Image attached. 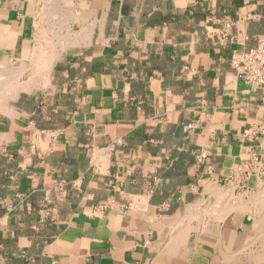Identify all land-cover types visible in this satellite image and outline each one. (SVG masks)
Returning a JSON list of instances; mask_svg holds the SVG:
<instances>
[{"label":"crops","instance_id":"0c3cea01","mask_svg":"<svg viewBox=\"0 0 264 264\" xmlns=\"http://www.w3.org/2000/svg\"><path fill=\"white\" fill-rule=\"evenodd\" d=\"M263 37L264 0H0L30 85L0 111V264H264V100L230 65Z\"/></svg>","mask_w":264,"mask_h":264},{"label":"built area","instance_id":"2783aa9c","mask_svg":"<svg viewBox=\"0 0 264 264\" xmlns=\"http://www.w3.org/2000/svg\"><path fill=\"white\" fill-rule=\"evenodd\" d=\"M230 29L231 22L224 21L220 37L222 39L227 37V31ZM230 65L244 84L261 89L264 100V37L256 47L246 52L233 54ZM187 129L191 130L192 126H187ZM204 157L201 155V158ZM62 192L65 194L64 191Z\"/></svg>","mask_w":264,"mask_h":264},{"label":"bare ground","instance_id":"6f19581e","mask_svg":"<svg viewBox=\"0 0 264 264\" xmlns=\"http://www.w3.org/2000/svg\"><path fill=\"white\" fill-rule=\"evenodd\" d=\"M46 35V34H45ZM70 35V34H69ZM68 36V35H67ZM43 42V41H42ZM39 43V42H38ZM36 47H38V46H36ZM48 47V46H47ZM55 47V46H54ZM56 49V48H55ZM37 51V50H36ZM53 51V50H52ZM51 51V52H52ZM45 54V53H44ZM36 55H38V54H36ZM49 56H50V54L48 55V58H49ZM39 57V56H38ZM52 57V56H51ZM36 58H37V56H36ZM40 58V57H39ZM46 58H47V56L46 57H44V60H45V62L47 61L46 60ZM47 58V59H48ZM55 58V57H54ZM53 59V58H52ZM35 60V59H34ZM39 59L37 58V61H38ZM40 60H41V58H40ZM39 60V61H40ZM55 60V59H54ZM35 62L33 65H35V64H38V62ZM50 61V60H49ZM42 63V62H41ZM49 63V62H48ZM52 65V64H51ZM32 67V66H31ZM36 67H37V65H36ZM28 68V67H27ZM26 68V69H27ZM46 68V67H45ZM51 68V67H50ZM25 69V70H26ZM33 69V68H32ZM48 68H46V71L48 72V70H47ZM25 70H23V69H20V71H15V72H13L12 74H10L9 72H7L6 73V75H4L5 73H3V74H0V94H1V96H0V98H1V101H3V100H6V99H9L10 97H15L16 96V94L20 91V90H27L29 87H30V85L28 86V84L29 83H27V82H22L20 79L22 78L21 76H22V74L24 73V71ZM50 70V69H49ZM29 71H30V69H29ZM36 71V70H35ZM46 71H43L42 70V72H46ZM27 72V71H26ZM32 73V72H31ZM34 73H36V72H34ZM30 74V73H29ZM43 74V73H42ZM41 74V75H42ZM32 75V74H31ZM30 75V76H31ZM34 75V74H33ZM37 75H38V73L36 74V77H37ZM40 75V76H41ZM27 76V75H26ZM21 77V78H20ZM42 78H41V85L44 87L45 86V83H46V80H47V76L45 75V74H43V76H41ZM2 78H4V81H2ZM28 79V78H27ZM39 79V78H38ZM29 80V82H32V83H34V81L36 80V78H35V80L33 79V80H31L30 78L28 79ZM28 80H26V81H28ZM44 83V84H43ZM34 85V84H33ZM32 87V86H31ZM0 101V102H1ZM4 104V103H3ZM2 105V104H1ZM1 105H0V107H1ZM3 106V105H2ZM260 183V182H259ZM263 186V185H262ZM262 189V188H261ZM261 191V190H260ZM263 191V190H262ZM231 192V191H230ZM260 194H262L263 195V193H261L260 192ZM217 195V194H216ZM214 196V195H213ZM261 196V195H260ZM264 196V195H263ZM257 197V196H256ZM262 199H263V197H261ZM258 199V198H257ZM260 199V198H259ZM252 202V201H251ZM261 204V203H260ZM251 205V204H250ZM250 207V206H249ZM253 221H255V220H253ZM259 228V227H258ZM258 235V234H257Z\"/></svg>","mask_w":264,"mask_h":264},{"label":"rangeland","instance_id":"374dc122","mask_svg":"<svg viewBox=\"0 0 264 264\" xmlns=\"http://www.w3.org/2000/svg\"><path fill=\"white\" fill-rule=\"evenodd\" d=\"M43 67V66H42ZM46 67V66H45ZM44 67V68H45ZM43 68V69H44ZM46 68H48V67H46ZM45 68V69H46ZM48 70V69H47ZM10 71V72H9ZM16 70H12V69H6V67L5 68H3L2 70H0V74H3V73H5L4 75H6V73L7 72H9L10 74H12L13 72H15ZM17 71H20V70H17ZM43 71H45V70H43ZM48 77V76H47ZM42 78V77H41ZM41 78H39V80L41 81ZM2 81H4V78H2ZM49 83V77L47 78V80H46V83H45V86L47 85ZM42 84V83H41ZM44 84V83H43ZM44 86V87H45ZM0 96H1V94H0ZM14 98V97H13ZM12 97H10L9 99H6V100H3V101H1V98H0V105H1V107H0V111H5V109H6V106H7V103H9V101L11 100V99H13ZM4 103V104H3Z\"/></svg>","mask_w":264,"mask_h":264}]
</instances>
